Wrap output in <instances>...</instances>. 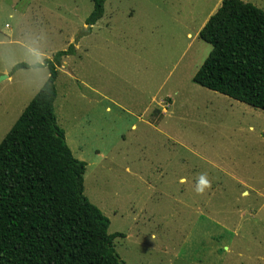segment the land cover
I'll list each match as a JSON object with an SVG mask.
<instances>
[{
    "label": "rangeland",
    "instance_id": "374dc122",
    "mask_svg": "<svg viewBox=\"0 0 264 264\" xmlns=\"http://www.w3.org/2000/svg\"><path fill=\"white\" fill-rule=\"evenodd\" d=\"M222 1L0 0V142L48 78L13 67L73 45L54 113L125 264H264V112L192 82Z\"/></svg>",
    "mask_w": 264,
    "mask_h": 264
},
{
    "label": "trees",
    "instance_id": "16d2710c",
    "mask_svg": "<svg viewBox=\"0 0 264 264\" xmlns=\"http://www.w3.org/2000/svg\"><path fill=\"white\" fill-rule=\"evenodd\" d=\"M89 30L105 0H91ZM211 51L192 78L201 88L264 112V12L223 0L200 30ZM73 45L51 60L48 78L0 142V264H125L114 249L123 234L84 195L86 164L75 159L54 113L57 67Z\"/></svg>",
    "mask_w": 264,
    "mask_h": 264
},
{
    "label": "crops",
    "instance_id": "0c3cea01",
    "mask_svg": "<svg viewBox=\"0 0 264 264\" xmlns=\"http://www.w3.org/2000/svg\"><path fill=\"white\" fill-rule=\"evenodd\" d=\"M241 1H242L243 3H249V4H252V5L254 4L255 7H257V6H256L257 4L255 3V0H245V1H244V0H241ZM259 1H260V0H258V2H259ZM220 5H221V4H220ZM259 5H261L260 2H259ZM219 7H220V6H219ZM257 8H258V7H257ZM258 9H260V8H258ZM260 10H261V9H260ZM216 11H217V10H216ZM208 19H209V18H208ZM206 22H207V21H206Z\"/></svg>",
    "mask_w": 264,
    "mask_h": 264
},
{
    "label": "water",
    "instance_id": "95a60500",
    "mask_svg": "<svg viewBox=\"0 0 264 264\" xmlns=\"http://www.w3.org/2000/svg\"><path fill=\"white\" fill-rule=\"evenodd\" d=\"M6 78H7L6 76H2V77H0V81L4 80V79H6Z\"/></svg>",
    "mask_w": 264,
    "mask_h": 264
},
{
    "label": "clouds",
    "instance_id": "9594fccd",
    "mask_svg": "<svg viewBox=\"0 0 264 264\" xmlns=\"http://www.w3.org/2000/svg\"><path fill=\"white\" fill-rule=\"evenodd\" d=\"M201 183H204V181H203V180H201Z\"/></svg>",
    "mask_w": 264,
    "mask_h": 264
}]
</instances>
